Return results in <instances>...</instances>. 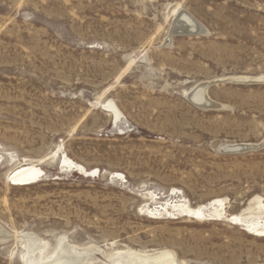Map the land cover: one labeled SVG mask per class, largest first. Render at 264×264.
<instances>
[{"label": "rangeland", "instance_id": "374dc122", "mask_svg": "<svg viewBox=\"0 0 264 264\" xmlns=\"http://www.w3.org/2000/svg\"><path fill=\"white\" fill-rule=\"evenodd\" d=\"M180 9L201 28L175 31ZM25 164L42 173L14 184ZM256 197L264 0H0V264H22L25 234L264 264Z\"/></svg>", "mask_w": 264, "mask_h": 264}, {"label": "bare ground", "instance_id": "6f19581e", "mask_svg": "<svg viewBox=\"0 0 264 264\" xmlns=\"http://www.w3.org/2000/svg\"><path fill=\"white\" fill-rule=\"evenodd\" d=\"M174 21L175 31L176 29H180L188 31L189 33L190 31L201 28L198 21L195 20V18L187 12V10L185 11L180 9L179 11H176ZM204 28L206 29V27H203V30H205ZM206 87L207 86L204 85V83H199L198 85L192 87L191 90L186 93L191 102L203 107L210 106L212 104V99H209L206 95ZM109 106L117 111L112 103H110ZM249 145L253 146L255 144L237 142L225 144L222 148L230 152L240 153L242 151L238 149ZM256 145L258 144L256 143ZM41 173V168H37L32 164H25L11 173V179L14 184H26L37 180ZM256 205L257 207L251 209L248 213L255 215L254 217L258 219L254 225L264 230V204L261 203V199L259 197H256ZM9 238H11L9 232L2 225H0V244L5 243ZM19 243L22 249L20 250L18 257L22 264H93L96 260H98L97 256L99 254L103 255L107 261L102 262V264H114L115 260L118 258L121 259L122 264H181L177 260L174 251L167 249L149 251L132 250L128 247H123L103 251L100 247H96L94 245L86 247L71 244L62 239L58 241L55 247L49 248L48 240L33 234H25L24 237L19 240Z\"/></svg>", "mask_w": 264, "mask_h": 264}, {"label": "water", "instance_id": "95a60500", "mask_svg": "<svg viewBox=\"0 0 264 264\" xmlns=\"http://www.w3.org/2000/svg\"><path fill=\"white\" fill-rule=\"evenodd\" d=\"M188 32V31H187ZM256 147H258V145H253V146H247V147H243V148H241V149H238V150H241V151H246V150H250V149H252V148H256Z\"/></svg>", "mask_w": 264, "mask_h": 264}]
</instances>
